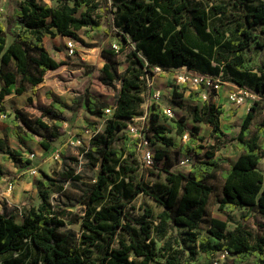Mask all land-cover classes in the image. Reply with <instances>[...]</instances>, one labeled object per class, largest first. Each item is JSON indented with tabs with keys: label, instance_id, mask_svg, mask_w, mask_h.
I'll return each mask as SVG.
<instances>
[{
	"label": "trees",
	"instance_id": "1",
	"mask_svg": "<svg viewBox=\"0 0 264 264\" xmlns=\"http://www.w3.org/2000/svg\"><path fill=\"white\" fill-rule=\"evenodd\" d=\"M56 1V5H51L24 0L13 15L7 16V26L0 13V118L5 113L4 99L13 86L15 93L21 95L30 87L35 89L48 72L69 64L49 52L44 42L47 35L61 34L77 45L83 42L80 30L102 28L97 16L101 0ZM257 1L230 0L214 5L217 13H227L230 5L243 10L241 15L226 22L234 24L233 36L221 40L208 31L209 14L199 5H193L192 0H111L115 13L114 34L121 45L119 49L101 48L107 61L100 69L99 80L110 87L119 83L116 104L90 90L75 99L76 111L85 108L96 117H102L106 107L115 109L101 128L93 123L95 134L82 147L86 166L96 170L95 181L75 197L81 210L74 212L54 204L50 192L68 197L66 182L82 181L84 176L71 166L55 176L42 173L41 202L38 207L31 206L23 212L22 222L0 211V264H24L13 255L24 251L27 245L38 251L28 264H152L159 253L164 258L162 264H190L199 251L209 257L228 252L234 257L230 264H241L252 257L255 264H264V222L260 223L259 232L252 230L248 223L253 216L264 220V172L259 168L264 158L260 145L264 114L252 130L260 101L249 108L234 137L242 152L223 172L219 209L247 210L233 230H228L227 220L210 216L208 212L214 193L209 181L221 169V159L216 153L226 146L225 130L232 128L222 123L227 113L223 105L196 96L198 92H193L192 97L200 103H190L183 99V94H177L181 99L174 100L175 104L189 112L194 125L188 126L181 117L175 120V127L180 135L190 133V142L182 149L194 160L189 171L175 170L169 152L157 149L155 164H160L165 173L164 183L151 184L140 173L137 140L126 129L129 121L141 114L148 88L146 74L153 75L152 67L156 65L166 71L187 66L205 74L221 75L223 81L249 86L264 95V71L250 70L246 56L247 50L264 49V41L256 33L257 26H263L264 33V0L254 4ZM17 24L20 32L8 43V33ZM205 39L210 43H205ZM125 51L126 66L120 70L117 57ZM201 90H204L203 84ZM38 109L40 116L35 122L23 109H15L14 134L20 138V130L26 127L30 130L27 135L41 136V144L49 150L51 144L36 124L49 129L43 118L55 121L52 136L56 137L58 128L68 118L57 99ZM161 118L168 117L155 103L150 109L149 122L144 125L151 144L179 147ZM201 124L211 127L214 143L208 148L202 144L205 136L201 134ZM0 154L13 158L3 137H0ZM14 163L19 166L17 161ZM8 174L0 169V176ZM142 194L150 196L162 210L156 213L146 207L144 217L131 215L130 208ZM66 220L80 223V235L60 230ZM202 227L207 228V236L200 235ZM175 230L176 235H172ZM161 241L164 244L159 248Z\"/></svg>",
	"mask_w": 264,
	"mask_h": 264
},
{
	"label": "rangeland",
	"instance_id": "2",
	"mask_svg": "<svg viewBox=\"0 0 264 264\" xmlns=\"http://www.w3.org/2000/svg\"><path fill=\"white\" fill-rule=\"evenodd\" d=\"M23 1L24 0H0V13L2 14L1 20L5 26H7V16L13 15ZM38 1L44 4H57L56 0ZM229 1L230 0H192L193 5H199L201 9L209 14L208 31H210L213 34V37L217 39L225 40L231 38L234 34V24H227L226 22L235 19L243 13L242 9H238L233 5L229 6L227 13H217L216 10L213 9L214 5H220ZM259 1L261 0H258L254 4H257ZM113 11L114 8L111 0H109L108 3L105 0H101V7L97 11V16L102 23V28L90 30V27H85L80 30L83 42L77 43L78 55L75 57L70 58L66 55L65 41L63 38L47 35L45 37V45L50 53L59 61H69V64L58 70L48 72L45 82L39 87L35 95L32 94L30 97L28 94H24L21 97L13 96V98L8 100V109L2 114L0 119V135L7 139L8 147L12 151L13 158L7 159L4 155L0 154V166L4 171L10 173L11 177H18L16 186L21 184L22 187V191L19 192L21 194L19 197L21 198L19 199L18 204L13 206L11 210L18 222L23 221V212L27 208L31 206L38 207L41 202L39 197V183L43 180L42 173L55 176L57 172L61 171L66 166H71L75 167L76 171L84 176L82 181L66 182L68 197L50 192L54 204L59 205L61 208H68L74 212H80L81 210V206L77 204L75 197L83 190L89 188L95 181L96 170L86 166L87 160L85 156L82 155V147L89 143L90 134L87 131H94V127L92 126L93 123H95L98 128H101L104 125V119L106 116H93L87 112L85 108L76 111L75 99L90 90L103 95V98L109 103L116 104L119 83L110 87L104 85L99 80L100 69L107 61V59L102 56L101 48L116 45L117 49H119L121 45L118 37L114 34L113 25L115 22V13ZM262 27L263 26H257L256 33L259 38L264 41ZM19 32L20 26L17 24L16 27L12 29V32L10 34L8 33V43H11L14 40V34ZM205 43H210V40L205 39ZM246 56L247 66L250 70L258 73L264 71V49L253 48L247 50ZM117 61L119 62V69L123 70L126 66V51L120 53L117 57ZM81 64H84L85 66L83 67ZM86 65L90 68L86 67ZM198 72L202 73L200 71ZM201 85L202 84L183 85L177 81L176 72L168 71L157 75L155 78L154 87L162 90L160 97L154 98L152 93H150L149 88L146 89L144 94L145 101L142 105V111L139 116L147 115V118L138 121L140 126H144L149 122L150 109L155 103L159 104L162 109L169 110L173 113V116L165 113L168 118L166 120L161 118V122L169 127V135L172 136L180 146L172 148L157 143L152 144V147L154 153L160 148L167 150L171 156V162L174 163L175 170L189 171L194 160V157L192 158L187 155L182 149L184 145L190 142V133L187 132L185 134L187 137H185V135L178 134L175 127V120L181 117H183L184 122L188 126L194 125V121L189 112L185 109H180L175 104L176 99H181V96H177V94H183V99L190 103H200V100H195V97H192V93L198 92L196 96L206 99L204 97V90H201ZM227 87L229 86H226V88ZM13 89L15 90V86H13ZM49 93H51V95ZM217 94L216 90H210L207 94V99L213 100ZM216 98V103L223 105L227 110L225 116L222 117V123L225 125H232V128L225 130L227 133L226 146L216 153L221 159V169L209 181L214 186V193L208 204V212L210 216L227 220L228 230H233L237 226V223L241 221L242 215L245 214L247 210L236 209L229 212L222 211L219 209L218 200L219 197L222 196L223 172L229 168L232 161H234L242 152L234 137H236L240 131L245 111L249 110V108L255 104L253 103L251 106L243 105L239 107L232 104L227 106L221 99L218 100L219 96ZM54 99H57L60 102L64 114L68 118V120L58 128V136H52V132L56 126L55 121L47 117L43 118V121L49 125V129H43L36 124L39 131L45 134V140L51 144V148L49 150L44 148L41 144V136L36 135L34 138L28 136L27 133L30 130L26 127H23L22 130H20V138H17L14 134L16 128L14 124L15 108L23 109L24 112L28 113L27 115L30 120L35 122L40 116V110L38 107L40 105H50ZM257 107L258 115L260 116L257 117L252 125L253 131L255 130L256 124L259 122L261 115L264 114V100H261ZM232 112H235V114L232 115ZM201 125V134L205 136V140L202 144L208 148L214 143V140L211 139L210 136L211 127L204 124ZM76 139H81L84 146L81 147L77 144H71L70 141ZM260 145L264 152V135L260 139ZM116 147L120 148V144H117ZM55 150H61L60 160L52 159V152ZM26 159H30L31 162L28 163ZM138 159L141 163L140 173L145 174V179L149 183L154 184L165 182V173L162 172L160 164L156 163L151 167L146 166L143 163L142 155L139 151ZM187 159H189V162L182 164V162ZM14 161L19 163V166L17 167L18 169H14ZM33 168L37 170L35 174L29 172ZM259 168L264 172V158L262 159ZM18 206H20V208ZM132 207L133 208H130V214L136 218L144 217V210L146 207L153 208L156 213L162 210V207H160L150 196L143 194L139 195L134 201ZM263 222L264 220L260 216H253L248 221L251 229L257 232L261 231L260 223ZM135 226L138 227L137 224H135ZM60 230L78 236L81 233V225L80 223H70L66 220V225ZM176 233L177 231L175 230L172 235H176ZM199 233L201 236H207V228L202 227L199 230ZM212 241H214V239H212ZM163 244L164 241L158 242V247L160 248ZM27 246L28 248L26 247L24 251L13 255L14 258L23 261L24 264H28L36 255H38L37 249L30 245ZM188 255L189 252L187 251L186 256ZM233 258L234 257L231 255L223 257L219 254L215 257H209L206 253L199 251L196 258L190 261V264H209L211 260H214L213 264H230ZM163 262L164 258L159 253L156 261L152 264H162ZM241 264H255L254 257Z\"/></svg>",
	"mask_w": 264,
	"mask_h": 264
},
{
	"label": "built area",
	"instance_id": "3",
	"mask_svg": "<svg viewBox=\"0 0 264 264\" xmlns=\"http://www.w3.org/2000/svg\"><path fill=\"white\" fill-rule=\"evenodd\" d=\"M115 48H117L116 45H114ZM66 49H67V53L69 56L71 57H75L78 55V51H77V45L75 44V42L73 40L67 39L66 42ZM152 70L154 72V74H150L149 72H147L146 74V84L147 87L150 89L152 96L154 98H158L161 96L162 92L157 90H153L154 89V84H155V78L157 75H160L161 73H166L168 71H166L165 69H163L161 66H154L152 67ZM174 72L177 73V81L183 85H187V84H203L204 85V97L207 99V94L210 90H216L217 92L221 89L222 85L226 82L223 81L222 76L221 75H211V74H203V73H199L198 71L191 69L187 66H183L181 68H177L173 70ZM231 85V90L228 93V101L234 105V106H243V105H249L251 106V104H255L256 101H261L264 100V95L259 93L258 91L254 90L253 88L249 87V86H240L238 84L235 83H230ZM1 106V104H0ZM114 108L112 107H106L105 108V119H104V123L106 121L107 117H110L113 115L114 113ZM165 113L169 114L170 116H173V113L169 110L164 109ZM147 115L145 116H136L134 118H132L127 126V132L137 140V147H138V151L141 153L142 155V160L143 163L146 166H153L155 164V153L153 151V147L152 144L149 140V138L147 137L146 132L144 131V126H140V124L138 123L139 120L141 119H146ZM90 136H89V141L92 138V136L95 134V131H87ZM185 137H187V135H185ZM71 144H77L78 146H84L83 142L81 139H76V140H72L70 141ZM83 155V154H82ZM34 156V154H33ZM52 159L53 160H60L61 158V150H55L52 152ZM189 162V159L184 160L182 162V164H186ZM31 174H35L37 172V170L35 168L31 169V171H29ZM7 186L6 188L0 192V194L2 196H8L10 195L13 190H14V186H15V181L14 179L10 178L7 180ZM20 208V206H18ZM219 255L224 256H228L229 253L228 252H223L220 253Z\"/></svg>",
	"mask_w": 264,
	"mask_h": 264
},
{
	"label": "crops",
	"instance_id": "4",
	"mask_svg": "<svg viewBox=\"0 0 264 264\" xmlns=\"http://www.w3.org/2000/svg\"><path fill=\"white\" fill-rule=\"evenodd\" d=\"M56 37H59V38H63L64 39V41H65V48H66V42H67V38H65L63 35H61V34H58ZM44 42H45V38H44ZM48 49V48H47ZM66 51V55L68 56V57H70V58H72L71 56H69L68 55V53H67V49L65 50ZM50 52V51H49ZM45 79H46V77H45ZM45 82V80L42 82V83H40L38 86H36L35 87V89H33L32 87H30L25 93H23V94H21V95H18V94H16L15 93V91H14V89H11V93L10 94H8V95H6V97H5V99H4V107H5V111H7V109H8V100L10 99V98H13V96H16V97H21V96H23L24 94H28V96L30 97V96H32V94H36L37 93V90L39 89V87L43 84ZM230 83H232V82H225L223 85H222V87H221V89L217 92L218 94H217V96H219V98H218V100H222V102L225 104V105H231V103L228 101V93H229V91L231 90V85H230ZM1 85V84H0ZM2 86V85H1ZM1 86H0V89H1ZM226 86H229V87H227L226 88ZM153 90H155V91H157V90H159V91H161L162 92V90L161 89H156V87H154V89ZM150 93H151V91H150ZM216 96V97H217ZM214 98L213 100H212V102H217V98ZM216 104H218L219 105V103H216ZM15 109H17V108H15ZM248 112V110L247 111H245V114ZM258 116H260V115H258ZM262 116V115H261ZM1 119V118H0ZM264 135V134H263ZM0 137H3V138H5L4 136H2V135H0ZM233 162V161H232ZM13 166H14V169H18L17 167L18 166H16L15 165V163H13ZM0 169L2 170V171H4L2 168H1V166H0ZM4 172H6V171H4ZM14 179V181H15V186H14V190H13V192L10 194V195H8V196H2L1 194H0V211L1 212H6L7 214H12L13 215V213H12V207L13 206H15L16 204H18V202H19V199L21 198V197H19V196H21V194L19 193L20 191H22L21 190V184L20 185H18V186H16V184H17V182H18V177H11V175H10V173L8 174V176H0V192L3 190V189H5L6 188V186H7V180L8 179ZM5 187V188H4ZM15 190H16V192H15Z\"/></svg>",
	"mask_w": 264,
	"mask_h": 264
}]
</instances>
